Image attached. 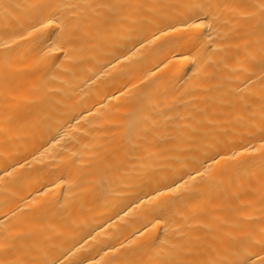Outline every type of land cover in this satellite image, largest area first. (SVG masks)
I'll use <instances>...</instances> for the list:
<instances>
[{
    "label": "bare ground",
    "instance_id": "1",
    "mask_svg": "<svg viewBox=\"0 0 264 264\" xmlns=\"http://www.w3.org/2000/svg\"><path fill=\"white\" fill-rule=\"evenodd\" d=\"M0 264H264V0H0Z\"/></svg>",
    "mask_w": 264,
    "mask_h": 264
}]
</instances>
